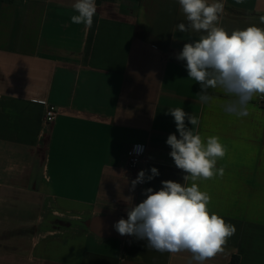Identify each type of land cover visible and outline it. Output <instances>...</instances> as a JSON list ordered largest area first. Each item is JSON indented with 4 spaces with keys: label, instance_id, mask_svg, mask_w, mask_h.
Masks as SVG:
<instances>
[{
    "label": "crops",
    "instance_id": "obj_1",
    "mask_svg": "<svg viewBox=\"0 0 264 264\" xmlns=\"http://www.w3.org/2000/svg\"><path fill=\"white\" fill-rule=\"evenodd\" d=\"M221 2L218 25L229 34L264 28V0ZM73 3L0 0V264H196L114 228L145 189L191 186L166 143L179 138L168 114L176 107L199 118L187 127L225 148L223 176L196 183L209 212L236 231L205 264H264V95L244 117L224 110L233 97L222 89L201 102L177 56L202 33L179 31L187 20L178 0H96L91 28L71 22ZM40 100L57 109L49 127ZM134 144L146 145V177L152 167L159 175L130 191Z\"/></svg>",
    "mask_w": 264,
    "mask_h": 264
},
{
    "label": "clouds",
    "instance_id": "obj_2",
    "mask_svg": "<svg viewBox=\"0 0 264 264\" xmlns=\"http://www.w3.org/2000/svg\"><path fill=\"white\" fill-rule=\"evenodd\" d=\"M187 24L180 23V32H201L200 38L184 44L177 59L186 61L188 77L200 84L197 95L201 102L213 100L209 89H222L233 97L224 105V110L238 117L248 115L247 106L256 94L264 95V28L250 25L246 29L233 30L230 34L218 25L224 4L221 0H178ZM242 4L243 0H235ZM71 22L91 28L97 12L95 0H74ZM264 23V17H261ZM174 117L177 132L170 134L167 145L175 166L183 170L184 180L191 177V186L165 180L159 191L147 188L146 196L138 205L127 209L128 218H121L114 224L121 235L135 236L146 240L147 247L158 252L192 254L196 264L224 251L228 238L236 229L216 213H210V196L200 190L199 179L223 176V168H216L218 158H223L225 148L219 137L210 136L206 142L192 126L199 124V118L186 113L182 107L168 109ZM151 175L141 170L131 181L130 191L145 179L152 180L159 175L157 168L150 169ZM132 200V197H127Z\"/></svg>",
    "mask_w": 264,
    "mask_h": 264
},
{
    "label": "built area",
    "instance_id": "obj_3",
    "mask_svg": "<svg viewBox=\"0 0 264 264\" xmlns=\"http://www.w3.org/2000/svg\"><path fill=\"white\" fill-rule=\"evenodd\" d=\"M40 103L46 106L43 116V122L45 126L49 127L54 123L57 117L58 114L57 109L52 105L46 104L44 100H40ZM257 104L260 108H264V96L259 98ZM145 154H146V145L134 144L131 145L127 151V156H126L127 168L135 172L136 174L135 179L138 173L141 170H144L143 163H144ZM142 185L143 183L137 184L138 187Z\"/></svg>",
    "mask_w": 264,
    "mask_h": 264
}]
</instances>
